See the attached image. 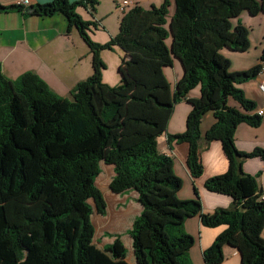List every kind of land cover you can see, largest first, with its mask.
Returning <instances> with one entry per match:
<instances>
[{"label": "trees", "instance_id": "trees-1", "mask_svg": "<svg viewBox=\"0 0 264 264\" xmlns=\"http://www.w3.org/2000/svg\"><path fill=\"white\" fill-rule=\"evenodd\" d=\"M99 3L53 0L27 10L40 17L62 14L68 32L76 27L91 49L93 73L67 97L33 71L15 80L6 77L0 63V264H126L120 235H111L113 242L103 248L95 243L90 200L100 215L107 210L96 185L102 163L113 166V193L138 194L142 211L127 232L137 264H193L195 238L186 222L195 216L208 228L227 226L204 252L206 264H222L226 246L239 251L241 264H264V191L260 173L243 169L246 159L264 158V150L247 153L235 143L241 124L258 128L263 122L239 85L262 73L264 44L259 64L243 71H232V61L223 54L224 49L251 48L250 29L232 20L244 11L264 14V0H175L169 22L170 0L149 9L135 5L105 44L89 35L97 24L77 12L82 6L93 13ZM13 8L25 10L19 4L0 5V12ZM116 46L125 55L120 82L112 86L103 79L102 51ZM175 59L184 73L172 91L164 69ZM197 87L200 96L190 98ZM230 100L241 109L230 106ZM182 101L192 106L186 130L168 134ZM210 112L216 122L203 135L202 120ZM164 134L170 145L188 144L194 178L204 174L202 143L222 144L229 168L205 187L231 197V208L205 213L197 190L194 199L179 197L183 180L174 159L158 146ZM117 219L110 217L111 225Z\"/></svg>", "mask_w": 264, "mask_h": 264}, {"label": "crops", "instance_id": "crops-1", "mask_svg": "<svg viewBox=\"0 0 264 264\" xmlns=\"http://www.w3.org/2000/svg\"><path fill=\"white\" fill-rule=\"evenodd\" d=\"M52 1L22 0V6L25 10L13 8L0 12V63L6 77L15 80L23 73L33 71L44 79L56 93L62 97H67L80 81L92 75L93 54L76 27H73L68 32V22L62 14L57 13L50 17H40L31 15L27 11L32 6ZM69 1L74 3L81 0ZM129 1L133 7L135 5L142 6L146 1L151 6L161 5L164 2V0ZM170 1L168 22L175 12V0ZM19 2L20 0H0V5L13 6L18 5ZM122 2L123 0H100L93 13L82 6L77 8V12L84 20L97 24V27L92 25L89 31V35L95 42L105 44L119 33L120 23L125 15L119 9ZM250 16L255 17L252 18L255 20L249 19V22L252 21L251 23L242 22L239 17L232 21L234 24L241 22L250 31L253 22H264L263 13L257 16ZM263 44L264 35L260 39L261 51L259 56L247 65H244L242 59L244 55L249 53L250 49L247 52H231V54H227L223 50V54L232 61L234 71H243L259 64ZM124 55V52L117 46L113 51H102V58L107 64V69L103 72L104 82L112 86L120 82L121 76L118 68ZM107 58L114 61L113 67L109 65ZM236 63L237 66L235 67ZM164 72L170 82L172 91H174L176 83L184 73L180 61L175 59L174 66L165 68ZM263 76L264 74H260L253 80L239 85V87L244 91L246 97L256 104V110L264 111V95L259 90V82ZM199 96L200 87L192 90L189 95L190 98H198ZM229 105L241 109L240 105L234 100H230ZM191 110L192 106L187 101H182L176 105L168 126V134L174 135L186 130V119ZM262 117V125L258 128L247 124H241L237 128L235 143L240 151L251 153L257 149L264 150V115ZM215 122L213 113H208L202 120V134L205 135ZM168 134L158 138V146L162 153L174 159L175 171L183 180V187L179 192V197L183 200L194 199L197 196V190L205 213H213L219 208H231L233 205L231 197L211 192L205 187V183L209 178L224 174L229 168V162L223 153L222 144L219 141H213L209 145L202 143L201 159L204 165V174L199 178H194L187 165L188 144L173 143L170 145L167 139ZM243 169L251 175L260 173L259 183L264 191V158L257 156L246 159ZM119 197L125 198L121 201L123 202L121 204H127L132 201L131 204L137 205L138 209L136 207L137 213L135 217L140 214L142 206L137 202L138 194L136 192L119 194ZM131 226L129 227L130 229ZM226 228L227 226L225 225L216 228L205 227L199 216L191 217L187 220L186 231L195 238V245L190 250V259L193 264H206L204 252ZM124 244L127 249L126 264H137L131 238L127 244ZM224 251L226 258L222 264H241V255L238 250L226 246Z\"/></svg>", "mask_w": 264, "mask_h": 264}, {"label": "rangeland", "instance_id": "rangeland-1", "mask_svg": "<svg viewBox=\"0 0 264 264\" xmlns=\"http://www.w3.org/2000/svg\"><path fill=\"white\" fill-rule=\"evenodd\" d=\"M142 6L145 9H149L151 7V5L148 4L147 1L143 3ZM250 18L251 20H255L252 19L255 17H251L247 12H243L242 16L239 17V19L245 23L249 22ZM263 35H264V22H260V21L256 23L253 22V26L251 27V31H250V41L252 46L250 48L249 53L244 55L243 59L241 58L243 60L242 62H244V65L252 63L259 56V53L261 51L260 39ZM170 41L171 40H169L168 42ZM224 50H225L224 52L227 54H231V52H234L229 49H224ZM107 62L109 63V65H111V67H113V62H114L113 60L107 58ZM236 66L237 63L235 64V67ZM231 70L234 71L233 64ZM30 143L32 147L35 146V143L32 140L30 141ZM101 168H102V173L96 179V185L101 190L105 198L107 204V210H106V215L104 216L100 215L95 207L93 200H90V204L92 205L94 210V213L92 215V221L96 229L95 243L99 248H103L104 245L109 244V242H113V238L111 237V235H120L122 241L127 244V242H129L130 240V235L127 232L130 229L129 227L131 226V222L133 223L135 219V215L137 213L136 212L137 205H135L134 203L131 204L132 201L128 202L127 204H121L123 203L121 201H123L125 198L123 197L120 198L119 194L113 193L110 189V182L112 177L114 176L113 166L105 165L104 163H102ZM110 217H118L119 219H117V221L111 225ZM100 219L104 222H107L109 219V222L100 225L99 222Z\"/></svg>", "mask_w": 264, "mask_h": 264}, {"label": "built area", "instance_id": "built-area-1", "mask_svg": "<svg viewBox=\"0 0 264 264\" xmlns=\"http://www.w3.org/2000/svg\"><path fill=\"white\" fill-rule=\"evenodd\" d=\"M21 1L22 0H20L19 5H22ZM131 8H132V3L129 0H123L121 5L119 6V9L124 13L128 12ZM262 64H263V71H262L261 75L264 74V63H262ZM259 90L264 95V76L261 78V80L259 82ZM255 113H257L259 116L264 115L263 110H256Z\"/></svg>", "mask_w": 264, "mask_h": 264}, {"label": "clouds", "instance_id": "clouds-1", "mask_svg": "<svg viewBox=\"0 0 264 264\" xmlns=\"http://www.w3.org/2000/svg\"><path fill=\"white\" fill-rule=\"evenodd\" d=\"M132 8H133V6H132ZM127 13V12H126Z\"/></svg>", "mask_w": 264, "mask_h": 264}]
</instances>
